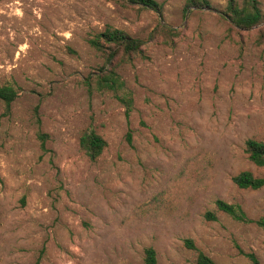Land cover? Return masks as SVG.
Masks as SVG:
<instances>
[{"label": "rangeland", "instance_id": "374dc122", "mask_svg": "<svg viewBox=\"0 0 264 264\" xmlns=\"http://www.w3.org/2000/svg\"><path fill=\"white\" fill-rule=\"evenodd\" d=\"M156 1L161 13L123 0H0V85L17 90L9 108L0 100V264H146L147 247L155 264H194L198 251L264 264V186L232 181L264 176L244 151L248 138L264 142V18L235 31L226 0L188 11ZM159 24L178 32L172 42L153 38ZM106 25L142 53L109 62L91 48ZM107 69L120 87L97 88ZM90 126L107 142L96 160L78 143ZM217 199L250 221L217 211Z\"/></svg>", "mask_w": 264, "mask_h": 264}, {"label": "trees", "instance_id": "16d2710c", "mask_svg": "<svg viewBox=\"0 0 264 264\" xmlns=\"http://www.w3.org/2000/svg\"><path fill=\"white\" fill-rule=\"evenodd\" d=\"M127 3L137 4L142 7L152 9L161 13L162 5L156 0H123ZM211 9L209 0H184V10L190 9ZM223 16L229 22L230 27L235 31L251 29L259 25L264 18L259 0H226ZM177 31L165 25L159 24L153 32V38L160 36L165 41L172 42L177 35ZM257 39L264 42V29H258ZM91 48L102 53L111 62L115 58L130 60L142 53V41L132 37L120 28L106 25L104 29L87 38ZM95 83L98 89L114 90L122 85L119 75L114 69H107L94 74ZM17 96L15 86L11 84L0 85V100L6 108H9L12 101ZM39 137H43L40 133ZM79 147L90 160H96L107 145L103 136L94 127L85 128L79 136ZM244 151L248 160L258 168H264V142L255 138H248L244 143ZM233 183L241 189H260L264 186V176H256L249 170H243L232 177ZM215 209L229 215L239 222H248L244 209L237 203L217 199ZM205 217L210 220L216 219L214 211H207ZM256 223L264 229V216L260 217ZM186 245L194 248L191 240L185 241ZM248 264H262L258 258L252 254H246ZM145 263L155 264V251L151 247L145 248ZM194 264H218L211 257L202 251H198Z\"/></svg>", "mask_w": 264, "mask_h": 264}]
</instances>
